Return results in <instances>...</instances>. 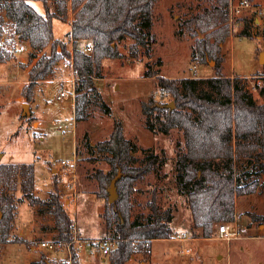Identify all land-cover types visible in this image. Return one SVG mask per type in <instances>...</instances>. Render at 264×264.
<instances>
[{
    "label": "rangeland",
    "instance_id": "obj_1",
    "mask_svg": "<svg viewBox=\"0 0 264 264\" xmlns=\"http://www.w3.org/2000/svg\"><path fill=\"white\" fill-rule=\"evenodd\" d=\"M26 1L40 14H46L44 0ZM59 1L47 0V10L57 14L53 19L55 39L66 43L72 35V0H65L68 10L65 19L59 15ZM253 4L260 10L251 9L236 17L237 25L220 45L221 73L232 78L242 77V84L262 104L264 96L260 86L264 65L260 57L264 52V0H255ZM210 6L209 0H158L151 29L155 42L147 47L139 46L134 57L131 47L136 42L128 37L119 44L121 58L103 59L102 78L96 80L101 98H91L84 121L75 119L76 102L70 96L57 99L62 85L56 79L67 75L60 66L46 80L37 83L27 100L26 70L37 59L30 57L31 47L18 37L7 35V43L0 46V50L11 49V52L19 51L21 45L26 47L17 55L12 52L11 61L0 64V163L34 164V195L42 199L57 196L82 239L113 238L106 231L103 217L106 200L97 196L95 175L99 170L107 172L110 168L96 147L110 138L115 120L122 122L126 138L138 147L135 166L144 165L151 154L159 156L155 170L136 183L132 219H146L154 200L160 210H172L174 236L152 242L151 254L147 248L141 250L127 264H264V220L254 219V216L264 217V175L249 179L259 184L253 194L236 199V219L228 224L237 228V236L228 243L218 238L219 225H215L211 237L203 238L201 230L194 228L188 196L176 179L178 153L185 150L183 132L173 129L165 134L158 129L160 125L151 131L143 113V105H149L152 98L156 102L171 101L170 97L163 98L160 94L156 77H146L147 64L169 79L208 78L218 73L215 60L207 58L205 63L193 60L195 39L185 27L186 20ZM244 31L250 36L243 35ZM85 45L82 43V47ZM66 87L70 88V83ZM74 157L77 158L76 194L67 190L72 174L61 164ZM14 195L17 207L11 230L13 241L0 246V264H32L43 259L56 264V260L65 258L62 250L55 252L41 245L43 241L58 239L49 211L31 207L25 200L19 201L20 190ZM80 255V264H112L110 255L88 247L86 242Z\"/></svg>",
    "mask_w": 264,
    "mask_h": 264
},
{
    "label": "trees",
    "instance_id": "obj_2",
    "mask_svg": "<svg viewBox=\"0 0 264 264\" xmlns=\"http://www.w3.org/2000/svg\"><path fill=\"white\" fill-rule=\"evenodd\" d=\"M158 0H72L74 19L71 36L74 40V61L79 80L76 86L75 119L84 121L88 116L91 98H101L96 80L102 78V61L121 58L119 44L132 38L131 47L137 57L138 47L155 42L151 33L153 11ZM210 8L185 21L187 31L195 39L193 60L217 62L218 73L209 78L169 79L148 66L146 77L158 79L159 91L168 103L143 105L147 127H157L165 134L179 129L185 137V150L178 153L177 182L186 192L193 217L194 228L201 230L203 238L211 237L214 226L233 223L236 219V199L251 195L258 181L252 176L264 175V102L259 104L242 84V77L234 78L221 73L222 47L231 35L230 1L209 0ZM255 2V0H251ZM37 12L26 0H0V46L8 38L18 37L32 49L31 58L37 59L28 73V86L24 93L30 100L32 89L55 72L59 63L70 57L65 42L56 40L53 19L57 14L47 10ZM59 15L66 18L67 3L59 1ZM7 35L9 37H7ZM243 35H249L244 31ZM250 36V35H249ZM82 43L92 47L91 52ZM50 49L49 52H46ZM150 53V49L147 48ZM41 56L38 57V54ZM14 58L10 50H0V64ZM159 62H161L159 60ZM260 93L264 96V74ZM174 103V108L170 104ZM107 112L110 108L107 107ZM89 148L92 146L89 144ZM98 152L110 165L107 172L97 171V196L106 200L103 214L106 231L117 239V248L111 253L112 264H127L131 257L151 246L154 240L171 239V209L160 210L153 200L151 214L144 220L132 219V198L136 183L155 170L159 156L151 154L142 166H135L138 147L124 134L123 124L115 120L109 139L97 144ZM121 171L117 182L118 199L109 203V187ZM31 207L46 208L53 216L58 239H72L74 220L69 216L57 196L42 199L34 195V164L0 163V246L11 241V230L16 217L17 199ZM13 193V194H12ZM255 221L264 217L254 216ZM17 242V240H15ZM75 254L74 264H80ZM32 264H50L43 259Z\"/></svg>",
    "mask_w": 264,
    "mask_h": 264
},
{
    "label": "built area",
    "instance_id": "obj_3",
    "mask_svg": "<svg viewBox=\"0 0 264 264\" xmlns=\"http://www.w3.org/2000/svg\"><path fill=\"white\" fill-rule=\"evenodd\" d=\"M253 9L255 12L260 9L257 8L253 4L251 0H231L230 1V20L229 24L232 29L233 26L237 25L236 17H241L245 11H249ZM74 16L70 19V22H73ZM66 45L69 47L70 57L63 59L58 66L61 67L62 71L67 75L64 77H60L56 79L61 85V89L59 94L57 95L58 100H62L67 96H70L72 100L76 101V86L79 80L78 73L75 68L74 61V40L71 36L70 40L66 42ZM86 52H91L92 47L89 45H85L82 48ZM26 47L21 45L18 50H12V52L17 55L19 52L25 51ZM66 83H70V88L66 87ZM61 128V127H60ZM76 156V155H75ZM64 167L69 168L70 173L72 174L71 183L66 185L67 190H72L74 194L77 192V158L74 157L73 160L66 161L63 160L61 163ZM238 234L237 228H234L231 224L224 223L218 226V238L231 242L233 238H235ZM86 242L87 246L90 248H98L102 252L103 255H111L112 251L117 248V239L115 238H98V239H88L85 241L80 237V233L76 231L75 224L72 229V239L68 242H63L60 239L43 241L41 243L42 247L50 249L52 251H60L62 250L65 254V258H60L56 260V264H74V256L75 254L79 255L81 249L83 248V243ZM147 253L151 254L152 250L149 245L146 246ZM92 253L93 250L91 251Z\"/></svg>",
    "mask_w": 264,
    "mask_h": 264
},
{
    "label": "water",
    "instance_id": "obj_4",
    "mask_svg": "<svg viewBox=\"0 0 264 264\" xmlns=\"http://www.w3.org/2000/svg\"><path fill=\"white\" fill-rule=\"evenodd\" d=\"M260 62L261 64L264 65V52L261 54L260 57ZM171 108H174V103L170 104ZM27 106L24 105V110H26ZM29 114V113H28ZM24 116L27 115L25 112L23 114ZM122 177V173L121 171L119 172V174L117 175L116 178H114L110 184V187L108 189L109 191V203L112 204L114 203L117 199H118V190H117V182L118 180Z\"/></svg>",
    "mask_w": 264,
    "mask_h": 264
},
{
    "label": "crops",
    "instance_id": "obj_5",
    "mask_svg": "<svg viewBox=\"0 0 264 264\" xmlns=\"http://www.w3.org/2000/svg\"><path fill=\"white\" fill-rule=\"evenodd\" d=\"M27 70H28V71H27ZM27 70H26V73H27V75H28L30 69L28 68ZM208 78H209V77H208ZM22 82H26V81H22ZM92 239H98V237H96V238H92ZM154 241H156V240H154ZM154 241H153V242H154ZM91 253H92V252H91ZM92 254H93V253H92ZM79 256L81 257L80 254H79ZM131 260H132V259H131ZM131 260H129V261H131ZM129 261H128V262H129ZM80 262H81V258H80ZM128 262H127V263H128Z\"/></svg>",
    "mask_w": 264,
    "mask_h": 264
}]
</instances>
